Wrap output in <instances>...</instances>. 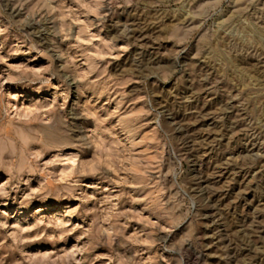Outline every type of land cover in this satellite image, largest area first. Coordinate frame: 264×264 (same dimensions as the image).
Returning a JSON list of instances; mask_svg holds the SVG:
<instances>
[{"label":"rangeland","instance_id":"374dc122","mask_svg":"<svg viewBox=\"0 0 264 264\" xmlns=\"http://www.w3.org/2000/svg\"><path fill=\"white\" fill-rule=\"evenodd\" d=\"M0 264H264V0H0Z\"/></svg>","mask_w":264,"mask_h":264}]
</instances>
